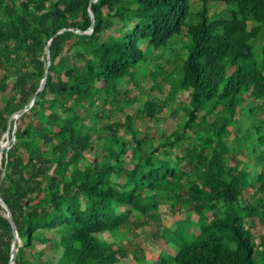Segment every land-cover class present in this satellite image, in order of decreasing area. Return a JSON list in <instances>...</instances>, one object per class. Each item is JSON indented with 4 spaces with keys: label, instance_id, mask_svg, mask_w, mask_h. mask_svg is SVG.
I'll return each mask as SVG.
<instances>
[{
    "label": "trees",
    "instance_id": "trees-1",
    "mask_svg": "<svg viewBox=\"0 0 264 264\" xmlns=\"http://www.w3.org/2000/svg\"><path fill=\"white\" fill-rule=\"evenodd\" d=\"M262 31L264 0H0L15 264H134L162 239L153 264H264ZM14 236L0 203V264Z\"/></svg>",
    "mask_w": 264,
    "mask_h": 264
},
{
    "label": "rangeland",
    "instance_id": "rangeland-1",
    "mask_svg": "<svg viewBox=\"0 0 264 264\" xmlns=\"http://www.w3.org/2000/svg\"><path fill=\"white\" fill-rule=\"evenodd\" d=\"M228 11V7L224 2H215L213 4L209 5V15L211 18H217L220 17L222 15L227 14ZM121 24H118L116 26V28L118 29L120 27ZM115 28V29H116ZM112 33V30L109 32ZM114 33H118L116 30H114ZM182 36H179V39H181ZM250 44L253 47V52H254V56H253V60L257 63L260 64L262 61V47L264 45V31L261 32V34L250 40ZM183 50L180 46L178 48H176L175 52H179ZM127 88V85L125 83H121L119 85V89L121 90L122 93H125V90ZM135 93V90L133 89V91L130 92L129 96L133 97ZM182 98L187 100L189 98V93L188 91H185L182 95ZM168 115L171 116V112H168ZM183 114H178V116L176 117H170V119L164 124V128L171 130L175 125L176 122L178 120H182L183 119ZM264 132V129H262ZM3 169L0 168V171H2ZM169 206L165 205L162 206V210L165 212V219L166 222L168 224H172L175 220V216L171 213L170 210H168ZM104 236H110L109 233H105ZM118 239H122L123 242H128L130 239H140V236L137 237V235L132 234V232L130 231H125L122 233L118 234ZM154 248V247H153ZM162 250L165 251H174L173 247L170 246V244H168L164 239L161 240V242L159 244H157V246L154 248L153 251L149 252V257L144 259V260H137L135 258H133L132 255H130V261L134 264H153V256L157 255L159 252H161Z\"/></svg>",
    "mask_w": 264,
    "mask_h": 264
},
{
    "label": "water",
    "instance_id": "water-1",
    "mask_svg": "<svg viewBox=\"0 0 264 264\" xmlns=\"http://www.w3.org/2000/svg\"><path fill=\"white\" fill-rule=\"evenodd\" d=\"M90 12H91V15H92V18L94 20V11L90 8ZM93 29V26L90 27V32L92 31ZM65 28L59 30L55 35H53L48 44H47V49H46V53H47V59H48V66L50 64V59H51V53H50V43L51 41L53 40V38L59 34L60 32L64 31ZM82 32V31H80ZM47 76H48V70H46V74L41 82V85L39 87V89H42L44 86H45V83H46V80H47ZM33 104V100L31 102L30 105ZM25 110H27V107L19 110L18 112H16L13 117L15 119H17ZM5 139L2 141V150L3 148L5 147H10V144H11V141L15 138V127H14V130L12 132V135H10V131H7L6 134H5ZM2 158H3V154H2V151L0 153V168L2 167ZM0 203L1 205L3 206L4 208V214L9 218L11 224H12V227H13V231H14V240H13V243H12V250H11V259H10V263L9 264H15V256L19 250V247L22 245L23 243V240L21 239L19 233H18V230H17V227H16V224L14 222V219H13V213H12V210L11 208L9 207V205L6 203V201L4 200V198L1 196L0 194Z\"/></svg>",
    "mask_w": 264,
    "mask_h": 264
}]
</instances>
